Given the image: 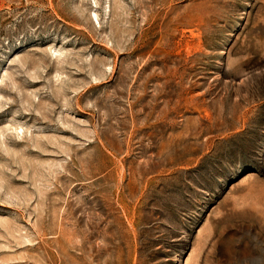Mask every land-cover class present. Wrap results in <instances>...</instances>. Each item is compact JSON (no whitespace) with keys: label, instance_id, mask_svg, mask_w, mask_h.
I'll return each instance as SVG.
<instances>
[{"label":"rangeland","instance_id":"obj_1","mask_svg":"<svg viewBox=\"0 0 264 264\" xmlns=\"http://www.w3.org/2000/svg\"><path fill=\"white\" fill-rule=\"evenodd\" d=\"M0 264H264V0H0Z\"/></svg>","mask_w":264,"mask_h":264}]
</instances>
